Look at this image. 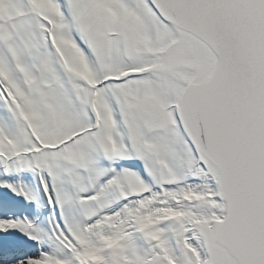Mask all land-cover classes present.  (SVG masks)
<instances>
[{"label": "snow or ice", "instance_id": "6c2138e0", "mask_svg": "<svg viewBox=\"0 0 264 264\" xmlns=\"http://www.w3.org/2000/svg\"><path fill=\"white\" fill-rule=\"evenodd\" d=\"M0 264H264V0H0Z\"/></svg>", "mask_w": 264, "mask_h": 264}]
</instances>
